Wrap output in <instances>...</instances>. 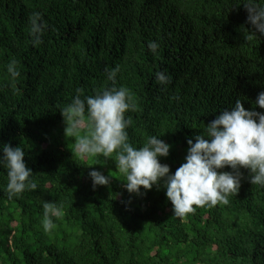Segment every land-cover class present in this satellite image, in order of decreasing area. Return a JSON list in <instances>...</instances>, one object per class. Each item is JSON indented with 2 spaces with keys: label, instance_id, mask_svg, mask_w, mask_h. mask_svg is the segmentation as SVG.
I'll return each instance as SVG.
<instances>
[{
  "label": "trees",
  "instance_id": "trees-1",
  "mask_svg": "<svg viewBox=\"0 0 264 264\" xmlns=\"http://www.w3.org/2000/svg\"><path fill=\"white\" fill-rule=\"evenodd\" d=\"M244 2L0 0V144L24 149L37 185L9 200L0 167V264H264V187L251 185L246 169L227 205L177 217L163 188L124 189L115 153L103 165V157L75 155L59 112L77 89L83 99L112 87L105 69L119 65L115 86L135 104L125 113L129 142L138 148L160 136L171 145L160 163L174 173L187 139L219 111L237 99L264 111L254 107L264 91V36L248 38ZM34 12L47 25L38 47L29 36ZM13 58L21 73L14 83L6 71ZM158 71L171 76L168 85L156 82ZM93 169L110 184L93 189ZM45 201L63 207L47 234Z\"/></svg>",
  "mask_w": 264,
  "mask_h": 264
},
{
  "label": "clouds",
  "instance_id": "clouds-1",
  "mask_svg": "<svg viewBox=\"0 0 264 264\" xmlns=\"http://www.w3.org/2000/svg\"><path fill=\"white\" fill-rule=\"evenodd\" d=\"M242 4L247 11V22L252 26L247 30L248 38L257 33L264 36V0H245ZM29 25L31 43L38 47L47 27L41 13H32ZM159 47L155 41L147 44L153 54H157ZM17 65L14 58L6 65L12 83L21 75ZM119 71V65L105 69L112 87L83 99L81 90L77 89L71 102L59 109L65 125L64 135L76 137L72 149L75 155L81 159L103 157V163L97 160V164L103 165L115 153V168L126 180L122 181L124 189L139 195L142 189L146 192L153 186L163 188L172 205V214L177 217L194 213L197 208L227 205L229 196L237 194L244 178L241 169L247 170L246 178L251 185L264 187V111L245 109L239 99L233 107L219 111L203 133L187 139L184 162L173 173L167 164L160 163L159 158H166L171 148L160 136L148 137L138 148L129 142L127 128L131 121L125 119V113L135 110V104L127 88L115 86ZM155 79L165 86L171 82V76L165 71L156 72ZM254 107L264 109V91L257 94ZM24 157L22 147L0 144V167L6 170L4 191L9 200L18 198L25 190L37 188ZM225 167L231 171H220ZM88 176L93 189L110 184L111 177L98 170L89 171ZM42 208L40 226L47 234L56 228L55 220L63 215V207L45 201Z\"/></svg>",
  "mask_w": 264,
  "mask_h": 264
}]
</instances>
